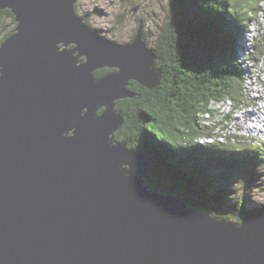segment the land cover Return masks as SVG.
Masks as SVG:
<instances>
[{"label":"water","instance_id":"water-1","mask_svg":"<svg viewBox=\"0 0 264 264\" xmlns=\"http://www.w3.org/2000/svg\"><path fill=\"white\" fill-rule=\"evenodd\" d=\"M77 0H0V264H264V216L240 224L149 191L147 154L114 142L129 84L160 83L142 27L119 44ZM110 71L96 78L98 71Z\"/></svg>","mask_w":264,"mask_h":264},{"label":"trees","instance_id":"trees-1","mask_svg":"<svg viewBox=\"0 0 264 264\" xmlns=\"http://www.w3.org/2000/svg\"><path fill=\"white\" fill-rule=\"evenodd\" d=\"M257 1L167 0L163 25L150 47L158 57L160 83L151 91L131 82L132 97L116 104L124 123L114 142L148 155V190L236 225L249 215L264 216V206L247 209L244 204V191L263 181L264 146L239 143L219 150L197 139L213 136L215 128L203 121L213 111L210 103L240 98L235 48L244 29V7L255 9ZM6 17L13 20L9 11H0V18ZM108 72L98 71L95 77Z\"/></svg>","mask_w":264,"mask_h":264},{"label":"rangeland","instance_id":"rangeland-1","mask_svg":"<svg viewBox=\"0 0 264 264\" xmlns=\"http://www.w3.org/2000/svg\"><path fill=\"white\" fill-rule=\"evenodd\" d=\"M254 4L255 2H252L251 7ZM75 5L77 15L85 18L89 27L103 37L119 44L129 43L140 25L150 48L155 44L160 28L163 25L167 0H77ZM14 24V21L10 18H0V39L14 30ZM252 93L254 94L256 91ZM253 96L257 97L256 95ZM221 105L223 106L222 109H220ZM236 106V104H233V107ZM209 107L213 111L211 114L205 115L203 121L206 126L215 128L213 132H215L216 126L226 122V118L232 117L233 110H235L230 107L229 102L222 103L221 101L212 102ZM214 110L217 113H214ZM247 125H245L246 137H254V133H257V131L249 133L247 130L259 131V127H261L259 123H251V121ZM253 127H256V129ZM262 133H264V127H262ZM259 136L256 137L254 144L249 145H260V142L264 141V135L261 136L259 134ZM222 142H225V140H222ZM225 143L236 145L234 143ZM211 147L219 150L227 148L222 145H213ZM262 180L261 185L244 191L246 194L244 204L247 209L264 206V178ZM240 192L241 189H238L237 193H235V198L239 197Z\"/></svg>","mask_w":264,"mask_h":264},{"label":"built area","instance_id":"built-area-1","mask_svg":"<svg viewBox=\"0 0 264 264\" xmlns=\"http://www.w3.org/2000/svg\"><path fill=\"white\" fill-rule=\"evenodd\" d=\"M259 10L254 12L250 18V28L254 30V37H260L259 43L264 47V3H258ZM251 60H254L255 75L258 76V72L262 68L264 63V50L258 58L256 55L251 56ZM264 73V66H263ZM253 85L256 86V93L247 92L246 100L239 103V110H233V116L226 118V122L216 126L214 140H225L228 143L234 144H254L256 137L262 134V127H264V111H259L260 102H257L252 98V95L262 96L264 99V77L258 81H253ZM245 111H254V117H261V127H259L258 133L254 134V137H246L245 125L250 123V120L245 118Z\"/></svg>","mask_w":264,"mask_h":264},{"label":"bare ground","instance_id":"bare-ground-1","mask_svg":"<svg viewBox=\"0 0 264 264\" xmlns=\"http://www.w3.org/2000/svg\"><path fill=\"white\" fill-rule=\"evenodd\" d=\"M259 3H264V0H261ZM259 10V5L256 6V9L254 12V15L256 12H258ZM253 13L251 11H248V9L245 10V13H244V33L241 34V39L239 41V46L237 47V53H236V59L239 63V66L242 70V73H243V81H242V91H241V99L238 103H234L233 101L229 100V99H226V101H221L222 103L223 102H229L230 103V107L232 109H235V110H239V103H241V101H245L246 100V95H247V92H250L251 93L253 91H256V86L253 85V81L255 80H259V79H262L264 77V73H263V66H264V63L262 65V68L260 69V72H258V76L255 75V66H254V60H251V56H254V54L256 55V58H258L261 54V51L264 50V47L259 43V36L258 37H254V30H251L250 28V23L251 21L248 20L249 17H252ZM242 21V20H241ZM243 24V22H242ZM91 30L92 28L89 27ZM252 98L255 99L257 102H260L261 105L259 106V111H264V99L262 96H257V97H254L252 95ZM236 104L237 106L236 107H233V104ZM245 118L247 119H253V120H250L251 123H259V126L261 125L262 121H261V117H254V111H246V114H245ZM247 125V124H246ZM248 126V125H247ZM254 129H256V127H253ZM258 128V127H257ZM249 133L251 132H255L257 131L258 133V130H253V129H250V130H247ZM255 134V133H254ZM264 133L261 134V136H263ZM214 136H215V132H213V136L212 137H203V138H198L197 141L199 143H201L202 145H207V144H214L216 140H214ZM247 137H250V136H247ZM260 137V136H259ZM222 146H229L228 145H224L226 144L225 142H222V140H218ZM264 144V141L260 142V145ZM237 145V144H236ZM256 146V145H255ZM225 149H228L225 148ZM253 216H256V215H253ZM257 217V216H256Z\"/></svg>","mask_w":264,"mask_h":264},{"label":"clouds","instance_id":"clouds-1","mask_svg":"<svg viewBox=\"0 0 264 264\" xmlns=\"http://www.w3.org/2000/svg\"><path fill=\"white\" fill-rule=\"evenodd\" d=\"M80 17V16H79ZM107 39V38H106ZM239 44V43H238ZM235 50H236V48H235ZM236 55V54H235Z\"/></svg>","mask_w":264,"mask_h":264}]
</instances>
